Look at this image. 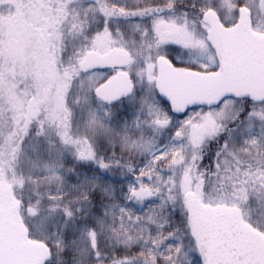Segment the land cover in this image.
Returning a JSON list of instances; mask_svg holds the SVG:
<instances>
[{
	"label": "snow or ice",
	"instance_id": "snow-or-ice-1",
	"mask_svg": "<svg viewBox=\"0 0 264 264\" xmlns=\"http://www.w3.org/2000/svg\"><path fill=\"white\" fill-rule=\"evenodd\" d=\"M0 264H264V0H0Z\"/></svg>",
	"mask_w": 264,
	"mask_h": 264
}]
</instances>
